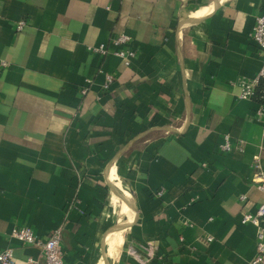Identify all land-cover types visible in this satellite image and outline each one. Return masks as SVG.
Returning a JSON list of instances; mask_svg holds the SVG:
<instances>
[{"label": "crops", "instance_id": "0c3cea01", "mask_svg": "<svg viewBox=\"0 0 264 264\" xmlns=\"http://www.w3.org/2000/svg\"><path fill=\"white\" fill-rule=\"evenodd\" d=\"M260 14L264 0H0V251L38 264L11 228L59 227L64 264H142L150 246L147 264H250L264 103L239 82L260 68ZM121 33L130 65L88 48Z\"/></svg>", "mask_w": 264, "mask_h": 264}, {"label": "built area", "instance_id": "2783aa9c", "mask_svg": "<svg viewBox=\"0 0 264 264\" xmlns=\"http://www.w3.org/2000/svg\"><path fill=\"white\" fill-rule=\"evenodd\" d=\"M24 26V21H19L16 29L20 30ZM251 38L255 42L260 56L261 64L256 75L250 79H241L239 84L241 91L240 98H251L258 83L264 79V14L256 17L252 28ZM130 36L124 33L117 34L112 37L109 45L99 44L89 46L88 48L95 53L103 55L113 54L117 56L125 65H130L131 59L135 55V51L128 47ZM1 65H5V61H0ZM114 81V76L110 73H105L104 88ZM256 117L260 118L264 115L263 106L259 107L255 112ZM233 147L228 135L224 136V142L221 148L229 150ZM256 172L254 176V185L257 189L264 191V171L259 169V165L255 164ZM162 190H158L156 194L160 195ZM240 200H245L246 195H239ZM243 222H251L257 227L255 254L252 257L250 264H264V203L261 204L254 214L244 212L242 215ZM9 236L21 241L25 244H31L39 248L42 262L38 264H64L63 253L60 245V228H55L46 235L36 234L30 226H13L9 232ZM212 237H207L206 242H211ZM148 259L155 257L156 251L150 246L147 249ZM35 262L34 260L30 259ZM147 261L142 260V264H147ZM0 264H13V250L11 247H5L0 251Z\"/></svg>", "mask_w": 264, "mask_h": 264}, {"label": "trees", "instance_id": "16d2710c", "mask_svg": "<svg viewBox=\"0 0 264 264\" xmlns=\"http://www.w3.org/2000/svg\"><path fill=\"white\" fill-rule=\"evenodd\" d=\"M253 97L264 103V83H261V81L256 86Z\"/></svg>", "mask_w": 264, "mask_h": 264}, {"label": "water", "instance_id": "95a60500", "mask_svg": "<svg viewBox=\"0 0 264 264\" xmlns=\"http://www.w3.org/2000/svg\"><path fill=\"white\" fill-rule=\"evenodd\" d=\"M114 191V190H113ZM114 193L116 194V195H118L115 191H114ZM119 196V195H118ZM126 201V200H125ZM127 204H129V206H130V203L127 201ZM132 209H134L133 207H132ZM135 210V209H134Z\"/></svg>", "mask_w": 264, "mask_h": 264}]
</instances>
